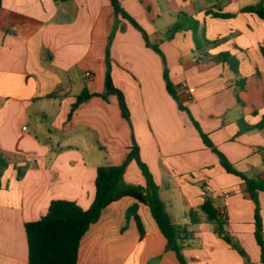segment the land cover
<instances>
[{"label": "crops", "instance_id": "1", "mask_svg": "<svg viewBox=\"0 0 264 264\" xmlns=\"http://www.w3.org/2000/svg\"><path fill=\"white\" fill-rule=\"evenodd\" d=\"M117 1L163 56L111 0H0V158L7 163H0V264H29L25 224L45 216L53 200L88 209L97 169L122 164L134 141L173 222L189 232L188 264H263L247 183L223 168L194 121L236 170L264 179V128L247 129L264 121V20L243 11L264 0ZM181 14L196 19L207 40H221L208 56L196 50L192 30L169 38ZM223 53L236 58L237 71L218 58ZM166 67L188 111L169 93ZM109 69L130 120L107 94ZM85 89L95 96L71 114ZM125 180L145 185L135 161ZM207 199L225 209L232 243L201 210ZM259 202L264 228V192ZM135 203L124 198L103 211L81 241L78 264H181L138 203L140 239L126 218Z\"/></svg>", "mask_w": 264, "mask_h": 264}, {"label": "trees", "instance_id": "2", "mask_svg": "<svg viewBox=\"0 0 264 264\" xmlns=\"http://www.w3.org/2000/svg\"><path fill=\"white\" fill-rule=\"evenodd\" d=\"M55 2H65L68 0H54ZM117 13L129 19L133 25L142 32L148 47L162 54L158 45L151 44L146 31L139 23L130 17L118 4L117 0H111ZM244 12L257 14L264 20V3L261 2L256 6L245 8ZM217 17H231V15H217ZM184 30H192L196 44V50L203 56H208L206 48L218 44L221 40L209 41L203 35V29H200L199 23L193 17L186 14L178 16L177 22L169 29V38L175 33ZM218 58L228 62L232 69L238 70V62L230 53H223ZM110 66V63H109ZM165 80L169 93L177 101L181 110L188 111L182 103L176 86L170 79L167 67L165 68ZM107 94H115L118 97L122 115L125 119L130 120L131 113L127 105L125 96L121 90L113 84L110 69L106 77ZM95 94L85 89L72 106L71 114L84 102L88 101ZM201 137L207 147L218 155L221 165L230 174L240 177L247 183L248 194L255 203V237L258 244L262 247V263L264 264V239H263V222L261 217V207L259 202V193L264 192V179L248 178L242 172L236 170L228 158L219 151L213 144L207 134H205L198 123L194 121ZM264 121L256 126H247V129H262ZM135 161L141 170L145 179V185L130 184L125 180V173L128 165ZM0 163L7 166V163L0 158ZM25 169L19 168L18 178L22 179ZM95 197L88 209H83L78 203L69 200H53L48 208V212L42 218L25 224L29 247V264H78L79 249L81 241L87 234L92 225L99 222L103 211L124 198H132L137 203L128 208L126 218L129 221L133 218L137 224L140 239L146 235L142 218L139 214V204L147 206L151 215L156 222L161 233L166 239V250L175 252L181 264H188L183 250L185 240L189 238L187 229L175 224L167 211L166 204L161 197L160 186L155 181L154 175L149 166L141 159L140 148L134 141V146L129 152L126 160L120 165L102 166L97 169L95 181ZM201 210L206 214L207 220L215 227V233L232 243V240L225 229V221L219 214L212 200L207 199L201 206ZM192 215V214H191ZM193 223H197L193 220ZM127 226L123 228V231Z\"/></svg>", "mask_w": 264, "mask_h": 264}, {"label": "built area", "instance_id": "3", "mask_svg": "<svg viewBox=\"0 0 264 264\" xmlns=\"http://www.w3.org/2000/svg\"><path fill=\"white\" fill-rule=\"evenodd\" d=\"M89 78H91V76H89ZM23 130H27V127H24L23 128ZM225 195L228 197V196H230V193L229 192H225ZM219 214H220V216L224 219V220H226L227 219V213H226V211H225V209H220L219 210Z\"/></svg>", "mask_w": 264, "mask_h": 264}, {"label": "rangeland", "instance_id": "4", "mask_svg": "<svg viewBox=\"0 0 264 264\" xmlns=\"http://www.w3.org/2000/svg\"><path fill=\"white\" fill-rule=\"evenodd\" d=\"M159 260V259H158Z\"/></svg>", "mask_w": 264, "mask_h": 264}]
</instances>
